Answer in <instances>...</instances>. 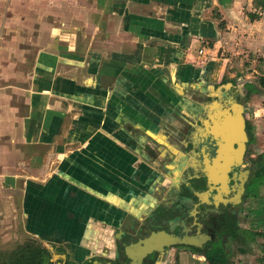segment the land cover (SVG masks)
<instances>
[{
    "label": "crops",
    "instance_id": "crops-1",
    "mask_svg": "<svg viewBox=\"0 0 264 264\" xmlns=\"http://www.w3.org/2000/svg\"><path fill=\"white\" fill-rule=\"evenodd\" d=\"M4 3L3 238L16 224L46 244L65 237L71 257L110 245L154 181L138 145L170 151L183 126L170 124L172 104L184 111L188 91L221 80L229 64L231 77L242 79L243 61L246 79L264 77V0Z\"/></svg>",
    "mask_w": 264,
    "mask_h": 264
},
{
    "label": "flooded vegetation",
    "instance_id": "flooded-vegetation-1",
    "mask_svg": "<svg viewBox=\"0 0 264 264\" xmlns=\"http://www.w3.org/2000/svg\"><path fill=\"white\" fill-rule=\"evenodd\" d=\"M231 78L225 75L219 80L221 85L209 82L204 88L190 89L184 111L172 104L176 112L170 113V124L176 120L183 126L175 127L177 134H170V151L165 144L147 138L138 145L143 162L155 173L154 181L151 189L141 193L140 211L129 213L110 245L71 257L67 251L72 244L65 237L48 244L42 238H28L10 256L32 245L37 253L47 254L50 264H182L183 257L208 262L205 253L213 248L223 249L227 258L224 244L226 239L237 241L231 232L239 223L242 207L264 187V151H260L252 124L264 114V107L248 112L254 103L247 102L253 93L263 91L248 79ZM238 114L244 116V129L232 138L223 135L227 134L220 129L224 120ZM161 233L192 243H159ZM146 242L153 247L143 253Z\"/></svg>",
    "mask_w": 264,
    "mask_h": 264
},
{
    "label": "rangeland",
    "instance_id": "rangeland-1",
    "mask_svg": "<svg viewBox=\"0 0 264 264\" xmlns=\"http://www.w3.org/2000/svg\"><path fill=\"white\" fill-rule=\"evenodd\" d=\"M4 2L5 0H3L2 2L0 6L1 8L5 6ZM262 15H264V13ZM4 34H6V32H4ZM9 36L10 35L6 37L8 38ZM242 63H244V66H243L244 71L242 73L243 74L242 80L245 81L247 80L245 78L247 76L246 74L249 72L250 69L249 68L246 69V65H245L246 62L243 61ZM227 71H228V74H227L228 79H232L230 76V72H233L231 70V64L227 66ZM237 77H238V74L237 76H235V78ZM262 78L264 77L258 73L253 75V77L248 78V81L255 82V84H257L260 87V89L263 91V94L253 93L249 97V99H247V102L252 101L254 103L253 106H248L250 108L248 109V112L249 110L254 111L255 109L257 110L261 107H264V85H262V80H261ZM237 79L239 80L241 78H237ZM210 83H212L213 85H221L219 81H215V82L210 81ZM252 124H253V129L256 133V140L259 144L260 151H264V114L262 113L260 114L259 117H256L254 121H252ZM262 201H264V187H262L260 194L258 196L249 197L246 200V203L242 207V211L239 216V221H238L239 223L237 226H235L232 229L231 233L233 234V236L234 235L237 236L239 229L241 228L242 229L254 228L252 221L255 218V215H254L255 213L252 212V209H254L255 207H258ZM23 230L24 229L22 225L15 224L14 226L15 236L13 239L3 238L2 236H0V261L6 260L9 262V260H7L6 257L9 256L14 251V249L17 247L19 243H22L29 238L27 236H24ZM240 240L242 241V239H237V241H234L232 239H226L224 246H225V249L228 251L229 255L227 258H224V257L220 259L217 258L216 264H245V263L262 264L263 257H264V238L262 236H258L255 242L249 243V246L252 247L251 251H249L246 247L240 246L239 245ZM181 261H182V264H197L198 263L194 260H189L188 258H185V257H183ZM193 261L196 263H194ZM201 261L202 262H200L199 264H209L208 262L204 260H201ZM170 264L172 263L170 262Z\"/></svg>",
    "mask_w": 264,
    "mask_h": 264
},
{
    "label": "trees",
    "instance_id": "trees-1",
    "mask_svg": "<svg viewBox=\"0 0 264 264\" xmlns=\"http://www.w3.org/2000/svg\"><path fill=\"white\" fill-rule=\"evenodd\" d=\"M262 81L264 84V78L262 79ZM262 162L264 163V161ZM252 212L255 213L254 214L255 218L252 221L254 228L241 229L238 232L237 236H234L236 240L242 239L243 241L239 243V245L242 247H246L249 251L252 250V247L249 246V243L255 242L258 236H262L264 238V201H262L258 207L252 209ZM32 244H34V242H32ZM32 247H33L32 245L29 246V248L27 249L20 247L19 250L16 252V254L13 257H11L9 262L6 260L0 261V264H50L49 262H47L48 259L45 257V255L47 254L45 255L39 254L36 251H34ZM24 252L25 254H23ZM205 255L208 262L214 264L217 259L215 257L216 255H218V257L219 256L225 257L224 255H227V253L223 249L213 248L208 252H206ZM262 264H264V257Z\"/></svg>",
    "mask_w": 264,
    "mask_h": 264
},
{
    "label": "water",
    "instance_id": "water-1",
    "mask_svg": "<svg viewBox=\"0 0 264 264\" xmlns=\"http://www.w3.org/2000/svg\"><path fill=\"white\" fill-rule=\"evenodd\" d=\"M244 126H245L244 116L242 114H238V115L233 116L231 118L225 119L222 126L220 127V129H224L227 132V134H223V135H228L229 137H231V135L233 136L236 131H242L244 129ZM161 234L162 235L158 239L155 238L154 240L157 239L156 241H158L159 243L165 242L166 244L176 243V242H190V243H192L191 241H187L186 238L181 240L179 237H176V236H170L166 233H161ZM153 238L154 237L150 238L149 241L153 240ZM151 247H153V246L152 245L150 246V242L149 243L146 242V246L143 250V253L147 250H151Z\"/></svg>",
    "mask_w": 264,
    "mask_h": 264
},
{
    "label": "built area",
    "instance_id": "built-area-1",
    "mask_svg": "<svg viewBox=\"0 0 264 264\" xmlns=\"http://www.w3.org/2000/svg\"><path fill=\"white\" fill-rule=\"evenodd\" d=\"M200 53H204V49H201V50H200Z\"/></svg>",
    "mask_w": 264,
    "mask_h": 264
}]
</instances>
